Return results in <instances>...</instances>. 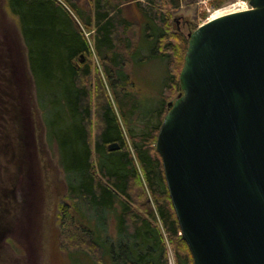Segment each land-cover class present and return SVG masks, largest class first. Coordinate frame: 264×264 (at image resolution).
Returning <instances> with one entry per match:
<instances>
[{
	"label": "trees",
	"instance_id": "16d2710c",
	"mask_svg": "<svg viewBox=\"0 0 264 264\" xmlns=\"http://www.w3.org/2000/svg\"><path fill=\"white\" fill-rule=\"evenodd\" d=\"M227 1L213 0L211 4L218 9ZM92 2L93 14L84 16L73 0H5L9 12L18 19L36 105L46 138L56 145L67 182L70 205L60 207L61 247L75 254L76 262L82 261L77 256L80 254L92 264H104L106 259L110 264H168L163 236L154 223L159 220L175 264H193L180 235L155 148L168 103L160 99L159 107L143 117L147 118L146 126L137 134L129 121L125 129L128 140L113 106L117 85H128L124 67L131 59L168 61L167 89L171 95L180 92L179 75L188 42L173 31L170 11L179 6V0H160L153 16L142 6V0ZM132 3L144 14L135 48L123 35L131 23L123 16L122 8ZM67 6L81 21L83 30L91 32L94 28V52ZM121 28L125 32H120ZM93 54L103 74L102 78L96 74L94 85ZM9 68L0 65V119L2 126L6 125L5 131L13 129L19 136L7 140L5 135V142L18 146L16 165L23 167V124ZM134 110L136 113L137 107ZM112 143L118 145L117 150H108ZM94 153L98 156L96 163ZM147 191L154 209L147 207ZM116 206L120 213L115 216V235L110 237L109 218Z\"/></svg>",
	"mask_w": 264,
	"mask_h": 264
},
{
	"label": "water",
	"instance_id": "95a60500",
	"mask_svg": "<svg viewBox=\"0 0 264 264\" xmlns=\"http://www.w3.org/2000/svg\"><path fill=\"white\" fill-rule=\"evenodd\" d=\"M248 4L189 36L155 144L193 264H264V0Z\"/></svg>",
	"mask_w": 264,
	"mask_h": 264
},
{
	"label": "rangeland",
	"instance_id": "374dc122",
	"mask_svg": "<svg viewBox=\"0 0 264 264\" xmlns=\"http://www.w3.org/2000/svg\"><path fill=\"white\" fill-rule=\"evenodd\" d=\"M149 1L150 4L142 0V6L150 16H153L160 0ZM73 2L82 10L84 16L93 14L92 0ZM211 2L213 0H179V6L170 10L173 31L189 42V36L217 10H225L226 15L249 8L248 0H228L218 9L213 8ZM67 8L78 28L83 30L81 21L68 6ZM122 10L125 19L131 23V28L128 32L121 28L120 32H125L124 40L129 38L132 47L135 48L141 35L140 22L144 14L135 3L124 6ZM83 31L94 52V28L91 32ZM91 63L93 67L91 82L94 85L96 74L98 73L100 77H103V74L96 54H93ZM0 65L3 69L5 65L10 66L9 69L12 71L16 88L12 93L20 109L25 148L24 166H18L16 165L20 157L18 146L5 142V135L7 140H11L16 133L13 129L10 132H7L9 129L5 131L6 125L2 126L0 119V264H92L80 254L77 256L82 261L76 262L75 254L70 255L61 247L60 207L63 204L70 205V201L66 199L67 182L59 163L56 145L48 142L41 113L36 105L18 19L9 12L5 0H0ZM124 70L129 82L126 86L117 85L115 88L117 98L113 101L114 111L123 131L129 127L130 121L133 133L137 134L146 126L147 118L143 117L159 107L160 99L163 98L166 104L174 102L181 90L176 95H171L167 89L166 72L169 70V62L166 60L162 62L151 58L144 62H133L131 59ZM1 102L0 98V109L3 106ZM153 122L155 119L151 123ZM124 134L128 140L126 130ZM18 137L17 135L13 138L16 140ZM14 148L17 153L12 150ZM130 152L134 158L132 149ZM93 157L96 163L98 156L94 153ZM147 194L149 197L146 201L147 207L154 209L148 191ZM134 208L139 210L137 205ZM119 213L120 209L116 206L110 215L107 231L110 237L115 235V216ZM86 216L90 218V212L87 211ZM154 223L164 239L167 263L175 264L162 225L159 220ZM109 262L106 259L104 264H110Z\"/></svg>",
	"mask_w": 264,
	"mask_h": 264
},
{
	"label": "bare ground",
	"instance_id": "6f19581e",
	"mask_svg": "<svg viewBox=\"0 0 264 264\" xmlns=\"http://www.w3.org/2000/svg\"><path fill=\"white\" fill-rule=\"evenodd\" d=\"M221 10H223V9H221ZM221 10H217L216 12H214V14H212V16L210 17L209 20H214L218 17L225 15V13H226V12H224L225 10L224 11H221ZM227 14H229V13H227Z\"/></svg>",
	"mask_w": 264,
	"mask_h": 264
}]
</instances>
